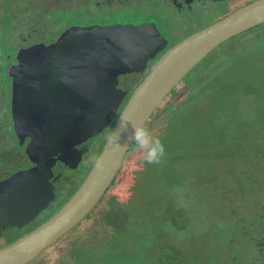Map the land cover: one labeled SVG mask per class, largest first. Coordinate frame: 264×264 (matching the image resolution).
<instances>
[{"label":"rangeland","instance_id":"rangeland-1","mask_svg":"<svg viewBox=\"0 0 264 264\" xmlns=\"http://www.w3.org/2000/svg\"><path fill=\"white\" fill-rule=\"evenodd\" d=\"M217 7L206 20L226 9ZM91 13L105 21H137L147 10L132 3L87 10L86 16ZM12 20L13 26L17 22ZM167 21L163 30L173 38L190 26ZM233 37L219 44L165 98L164 106L181 100L183 113L174 119L177 129L170 130L161 162L140 161L146 166L140 179L149 180L151 189L157 187L154 206L147 207L145 215L135 214L142 203L138 194L117 182L90 222H97L98 233L85 237L81 251L72 250L74 238L69 236L31 264H257L252 260L257 252L252 238L264 229L259 218L264 213V28L234 38L228 48ZM159 121L155 132L168 125L167 119ZM131 156L126 174L134 183L136 171L142 169L139 149ZM168 181L179 182L169 187ZM119 205L129 206L138 223L130 218L127 228L132 230L116 240L101 212ZM140 207L146 208L144 203Z\"/></svg>","mask_w":264,"mask_h":264},{"label":"water","instance_id":"water-1","mask_svg":"<svg viewBox=\"0 0 264 264\" xmlns=\"http://www.w3.org/2000/svg\"><path fill=\"white\" fill-rule=\"evenodd\" d=\"M263 22L264 0H255L171 46L123 108L112 132H119V141L108 140L98 157L104 167L98 169L94 164L76 193L54 216L0 248V264H28L74 227L98 203L122 168L132 143V126H144L172 89L219 44ZM167 43L155 25L115 24L67 28L50 45L40 42L17 49L19 63L10 68L13 95L24 98L18 107L13 106L15 125L18 133L25 128L22 136H32L26 151L35 166L2 181L0 232L48 205L54 197L50 178L55 161L78 165L84 149L78 150L76 145L100 132L127 95L118 87V76L144 71L148 60ZM48 68L53 70L49 76L44 73ZM65 79L63 88L61 85L56 91L52 81ZM62 90L65 100L57 109L45 111L32 104L34 94L55 97ZM25 110L27 117L22 120L18 114ZM122 122H127L126 129L121 127Z\"/></svg>","mask_w":264,"mask_h":264},{"label":"flooded vegetation","instance_id":"flooded-vegetation-1","mask_svg":"<svg viewBox=\"0 0 264 264\" xmlns=\"http://www.w3.org/2000/svg\"><path fill=\"white\" fill-rule=\"evenodd\" d=\"M13 1L16 3L11 7ZM253 1L255 0H27V2L25 0H0V188L2 181L6 180L8 177L19 171H25L35 166V162L32 161L28 151H26V147L31 142L32 136L28 134L22 136L23 133L26 132L25 128L22 126V132L18 133L15 125L13 106L16 105L18 107V104L22 103L24 98L20 94L19 96L13 95V76L10 71L13 65L19 63L16 53L18 48H27L40 42L50 45L54 43L59 35L67 28L110 26L115 24L140 25L146 23L155 25L161 35L168 41L164 50L158 52L155 58L148 60L144 71H127L118 76V87L122 90H126L127 95L118 107L112 120L100 132L86 138L76 145L78 150L81 148L84 149L77 166L72 167L61 159L55 161L52 166V176L50 178L54 186V197L50 200L48 205L42 208L35 216L28 218V220H22L20 224H8L1 229L0 248L7 246L23 235L41 226L54 216L70 200L74 193H76L109 140L108 138L111 136L131 94L151 71L152 66L157 60L171 46ZM2 3L3 7L1 8ZM132 3L146 8L147 13L143 15L144 18L137 21H105L102 17L98 16L97 13H91L89 16H86L87 10L91 12L96 8L112 7L114 4L127 5ZM217 6H222L226 9L218 15H215L211 20H206V17H210L218 10ZM164 13L166 14L167 20H174L181 25H190L187 31L184 30L178 33V35L176 34L177 36H175V38L167 35L163 30V26H166L168 23V21L162 17ZM205 14V18H202ZM12 19L17 22L13 26ZM196 20L199 22L197 24H200L198 27H196ZM25 27H27L26 31H24ZM49 66L51 65L49 64ZM191 71H193V69ZM191 71H189V73ZM39 72L41 73V71ZM52 72L53 70L51 68L44 71L48 76L52 74ZM52 82L55 85L54 89L57 91V88L61 87L62 84L65 85L66 79L65 81L55 80ZM178 84L170 93L176 91ZM48 88L50 87L45 86V89ZM34 95H36V98ZM34 95L35 99L32 100V104L37 107L46 108L45 111L57 109L65 100L63 90L58 96L55 95V97L47 94ZM27 113L28 112L25 110L24 113L19 112L18 116H20L22 120H26ZM45 114H48V112H45ZM152 116L144 127L147 128V124L150 122ZM132 144L133 142L125 154L123 166L119 172L122 171L130 157H132ZM119 172L116 174L112 185L104 192L98 203L74 227L62 234L56 242L43 249L41 253L46 252L49 247L57 246V244L62 243L64 239L69 237L70 233L75 234L76 237L83 236L89 229H92V226H95L93 224L90 225V222H92L91 220L96 217V213H94L93 210L102 198L111 192V188L116 183ZM91 212H93V214L89 215ZM259 218L261 219L260 225L262 228V226H264V213L260 215ZM252 240L257 249L252 260L257 264H264V229L261 233H258L257 237L252 238ZM28 264H31V262Z\"/></svg>","mask_w":264,"mask_h":264},{"label":"trees","instance_id":"trees-1","mask_svg":"<svg viewBox=\"0 0 264 264\" xmlns=\"http://www.w3.org/2000/svg\"><path fill=\"white\" fill-rule=\"evenodd\" d=\"M262 25H264V22L263 23H261V24H258V25H256V26H254V27H252V28H250V29H248L247 31H244V32H242L241 33V35H244V34H246L247 32H251L252 30H254V29H257V28H264V26H262ZM241 35H236L235 37H233L232 39V42H229L228 44H227V46H228V48H230L231 47V45L235 42V41H237L236 39H237V37H239V36H241ZM234 38H236V39H234ZM234 48V47H233ZM208 61H211V59H209ZM207 62V61H206ZM196 69H194V71H195ZM259 83V82H258ZM260 84V83H259ZM175 92V91H174ZM174 92H172V93H174ZM171 94V93H170ZM167 98V97H166ZM165 101H166V99L161 103V105L159 106V108H158V110L156 111V113H154V115L152 116L153 118H158L159 120H161V121H163V119H167L168 120V125H167V127L165 126V129H159V130H157L156 132L154 131V129L153 128H155V126H156V122H160L159 120L158 121H152V118H151V120H150V122L147 124V129H149L151 132H152V130H153V135H155V136H158L160 139H161V141H162V143L164 144V146L166 147L167 145H168V140H167V138H169V136L171 135V133H170V130L172 129V130H176L177 129V127H176V122H174V119H177V115H179V114H181V113H183L182 111H181V107H178V106H180V104H181V100L180 101H178V102H176V103H168L167 102V104H166V106H164V103H165ZM168 108H169V110H168ZM185 120V119H184ZM187 120V119H186ZM166 123V124H167ZM132 150H133V152L134 151H136V149H138L137 147H136V145L134 144V142H133V144H132ZM130 160L131 159H129V161L127 162V164H126V166L122 169V171L121 172H119V175L117 176V178H116V183L117 182H121V183H123L124 185H126L127 186V188L128 189H131V190H133L135 193H137L138 194V197H137V200H140L142 203H144V205L146 206V208H144V207H140V205L142 204V203H138L139 204V209L138 210H136V208H135V214H136V212L137 211H139V212H141V211H144L143 212V215H145L146 214V212H147V207L149 208L150 206H154V201H153V198L155 197V195L158 193V191H156V189L155 188H157V187H153V189H151L152 188V186H151V182L149 181V180H141L140 179V177H139V174H140V172H142L145 168H146V166H142V165H140V161H141V159L139 158V162H138V169L139 168H142V169H139V170H137L136 171V177H137V179L135 180V182L134 183H131V182H129L128 180H127V174H126V169H129V162H130ZM246 161H247V159H246ZM248 162V161H247ZM144 167V168H143ZM132 172H134V171H132ZM123 177H126V179H123ZM128 181V182H125V181ZM177 182H179V181H171V182H167V184H169V187H171L173 184H176ZM115 183V184H116ZM114 184V185H115ZM107 196V195H106ZM106 196H104L103 198H102V200L99 202V204L95 207V209L97 208H99L100 207V205L102 204V203H104V201L105 200H107V198H106ZM158 197H163L160 193L157 195ZM164 198V197H163ZM116 205H118V204H116ZM114 206V205H113ZM112 207V206H111ZM111 207H108L105 211H102L101 212V219H103V221L105 222L104 224H108V225H110V230H111V234H113V236H114V238H116V240H118L119 239V236L122 234V235H124V234H126L127 232H130V230H132V229H129V228H127V226H128V220L131 218V219H134V215H132L131 214V211H129L128 210V207L129 206H127V205H119V207H115L114 209H110ZM94 209V210H95ZM96 209V210H97ZM93 210V212L94 213H96V210L94 211ZM131 210H133L132 208H131ZM134 211V210H133ZM93 212H91L89 215H91V214H93ZM99 215H100V212H99ZM91 217V216H90ZM144 219H145V217H144ZM146 220V219H145ZM133 224L134 225H136L137 223H138V220H136V217H135V219L133 220ZM96 223L97 222H93V223H91V224H93V225H95V226H92L91 228L92 229H89L88 230V232L85 234V235H83V236H77L76 237V235L75 234H73V233H70L69 234V236H72L71 238H74V243H75V245L74 246H77L76 248H74V246H72L73 248H72V250L75 252V253H77L78 251H81L82 250V248H83V243H84V241H85V237H90V236H92V235H94L95 233H98L97 232V230H96ZM126 223V224H125ZM113 231H115V233L113 232Z\"/></svg>","mask_w":264,"mask_h":264},{"label":"clouds","instance_id":"clouds-1","mask_svg":"<svg viewBox=\"0 0 264 264\" xmlns=\"http://www.w3.org/2000/svg\"><path fill=\"white\" fill-rule=\"evenodd\" d=\"M121 127L126 129L128 127L127 122H122ZM110 143H116L120 139L119 132L112 134L109 138ZM131 141L134 142L136 147L140 151V159L146 164H159L165 155V146L158 136L144 127L143 125L132 126ZM95 165L98 169L104 167V161L102 158L95 160Z\"/></svg>","mask_w":264,"mask_h":264}]
</instances>
